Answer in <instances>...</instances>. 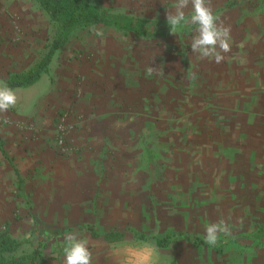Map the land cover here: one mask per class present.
Here are the masks:
<instances>
[{
	"label": "rangeland",
	"instance_id": "rangeland-1",
	"mask_svg": "<svg viewBox=\"0 0 264 264\" xmlns=\"http://www.w3.org/2000/svg\"><path fill=\"white\" fill-rule=\"evenodd\" d=\"M90 1L111 12L148 18H160V13L166 17L175 4V0ZM212 6L224 24L231 26V51L224 54L222 63L191 52L196 26L189 33L177 29L160 38H141L101 26L96 28L102 37L91 29L72 33L55 54L52 74H43L26 90L18 89L24 91L18 95L19 103L33 104L48 92L52 80L56 107L46 128L54 130V153H39L40 158L26 152L17 163L10 160L5 166L6 178L17 179L16 168L21 181L5 184L0 232L7 231L22 242L18 254L37 252L38 264H61L56 259L64 252L65 237L75 233L94 248L91 264H115L125 255L130 264H264V237L256 240L244 235L264 227V89L260 90L264 84V0H212ZM1 32L10 33L15 47H23L26 37L35 33L44 45L37 64L53 45L58 27L33 0H0ZM111 66L130 70L129 77L117 80L116 95L139 96L141 86H148L150 134L142 159L135 136L127 160L83 157L82 148L73 142L74 131L85 118L78 103L96 83L97 73ZM151 67L155 70L150 72ZM129 108L133 113L139 110L134 105ZM65 113L69 144L74 146L67 153L56 137ZM16 125L20 130H37L30 119L19 118ZM28 156L33 158L24 161ZM59 156L67 159V169H62ZM157 156L162 161H156ZM32 159L39 165H29ZM123 174L130 181L122 182L119 176ZM86 199L96 205L123 204L125 209H117L118 214H78L77 206ZM30 206L47 226H78L97 220L104 224L103 233L107 224L116 223L119 230L127 231L126 240L124 245L115 242L114 253L108 255L104 253L107 241L92 238L88 231H56L51 237L35 232ZM221 220L231 229L227 236L235 238L225 243V235L220 234L217 246H223L222 251L211 245L196 246L185 238L169 247L156 244L158 236L172 231L205 235L208 224ZM124 247L132 253L120 251Z\"/></svg>",
	"mask_w": 264,
	"mask_h": 264
},
{
	"label": "crops",
	"instance_id": "crops-1",
	"mask_svg": "<svg viewBox=\"0 0 264 264\" xmlns=\"http://www.w3.org/2000/svg\"><path fill=\"white\" fill-rule=\"evenodd\" d=\"M95 5L101 7L98 4ZM111 13L122 14L115 12H111ZM127 16L133 17L135 19H141L149 23L151 22L161 23L167 21L166 17H164L162 13H160V18L158 17L148 18V17H139L132 15H127ZM115 29L123 32L124 31L131 32L141 38L144 36L142 34H136L131 30H121L117 28ZM177 29L183 31L181 27H178ZM171 33L172 32L168 30L166 35H161V36L153 35L150 37L144 36V38H160V37L168 36ZM10 37L11 36L9 32L0 33V83H6L14 75L25 73L29 71L31 68H33L36 64L35 59L39 58L38 55L41 56L42 54L41 51L44 46L43 44L40 45L39 38L36 36L35 33L29 34L26 37V42L23 47H15L16 44L13 45V43H11L12 41ZM13 37L14 35L12 36V39ZM55 57L56 55L54 56L53 60L55 59ZM39 60H37V62ZM71 69L74 68L71 67ZM129 72L125 66H120L116 68L114 66H111L104 73L103 72L97 73L98 78L96 80V83L92 86L89 92L85 94V96L82 98L80 103H78L79 110L82 111V113H84L85 118H83V120L79 123L78 129L74 131L76 132L74 135L75 138L73 137L72 139L73 142H75L77 145H79L80 148H82L81 154L83 155V157H90V159L92 158L94 160H100L101 158H106V157L111 160H115V158L127 160L131 158V152H132V146L134 144V140L136 138H139L140 149H141L140 158L142 159L143 145L145 150V148H147L149 143V134H150L149 131L150 115H149V105H148L149 96L146 90V88L148 89V86L147 84L144 85L143 88H145V90H143L141 86L142 90L140 88L141 94L139 96H132V97L126 95L118 96L115 94L116 87L117 90L119 91V81L117 80L120 79V77H124V79L126 76L129 77L130 75L127 74ZM51 74L52 73L50 71L49 75ZM52 83L53 82L51 80L50 88L48 92H45L43 95L41 94L40 96L36 97V101L33 104L32 101L28 102L26 105L24 101L22 103H19L18 100L20 96L18 95H24V91H19L18 89L20 88L15 89L14 91L16 92L17 95V103L14 106L10 107L6 113H0V198L5 192L6 183L8 184L14 183L16 180L21 181V176L19 174L20 171L16 168H14V172H16V176H18V178L16 179V177L14 176H13L14 178H6L5 166L9 164L10 160H13L12 161L13 163H17L22 158V156L27 155L26 152H28L29 154L33 152L35 153V155L39 153H49V154H51V152L54 153L52 151L53 149L52 136L54 130L51 131L50 129H46L49 128L51 125V119H52L51 112H53V109L56 108L54 105L55 100L53 99L55 93L51 94V91L53 89ZM260 85H261L260 90L262 91L264 89V84H260ZM127 87L128 86H125L126 89ZM26 89L27 88H25V90ZM122 89L124 88L120 87V91ZM64 103L65 102H62L61 104ZM133 105L135 106V108L138 107L139 109L136 110L137 112L135 113L131 112L129 108L131 107L132 109ZM59 106L60 104H58V107ZM221 111L222 109H219L218 113L220 115H223L224 111L223 112ZM19 118L21 119L24 118L28 120L30 119L35 121L37 125V130L35 131L20 130L16 125L18 124ZM159 120H163V118L160 117ZM6 123H8L9 125H7ZM158 127L161 130H164L162 125L160 126L158 125ZM115 128H121L124 130H119ZM156 135H158V132H156ZM134 136L136 138H133ZM143 142H145V144H143ZM145 155L147 156L145 160H147L148 158L147 151ZM38 157L41 158V155L39 154ZM31 158L30 156H28L27 158L24 159V161H28ZM60 158L63 159L61 156H59V159ZM161 159H159L158 156L156 157V161H162ZM63 160H61V167L62 169H67L68 168L66 163L67 159H63ZM36 161H37L36 159L35 161H33L32 159L31 161H29V165L35 164L36 166H38L39 164ZM105 176L106 175H104V178L108 179L107 176L106 177ZM51 177L56 178L55 176H51ZM119 177L122 182H126L128 179L130 181V176L128 175L123 174L120 175ZM63 179H67V178L65 177ZM20 187L22 188V186ZM91 187L93 189L95 188L93 186ZM108 195H110V193ZM102 204L96 205L92 203V200L86 199L84 200V202H82V204H79L77 206L78 208L77 213L86 214V215L94 212H98V214H103V213L118 214L117 209H123V210L125 209L123 208L124 206L123 204H121L120 206L116 205L117 207L109 204L107 205H105L104 203ZM80 207H83L84 213L82 212ZM29 209H30L29 210L30 214L33 217L32 220L35 225L33 228L34 231L38 233L42 231V233H46V235H49L50 237L54 236V234H56V231H59V233L72 229L78 231H84V232L88 231L89 235L92 238L100 239L102 237L105 241H107V246L104 253H107L108 255L114 253L113 247L116 246V244H114L115 242L118 241L119 243H122L124 245L123 242H125L126 240L125 238L127 231L119 230V228H117L116 223L107 224V227H104L106 231H104L103 233L100 230L103 228L102 225L104 224L97 220L93 222H87L84 224L82 223L79 224L78 226H73L70 224L62 227L56 226L54 224H50V225L48 224L47 226V224H43L40 221V219L36 216L35 209L32 206H30ZM173 232H180V231H172L165 234L164 236L161 237L158 236L156 238V244L158 245L157 240L159 238H163L166 235ZM184 234L188 235L187 233ZM108 235L109 237H107ZM244 235L246 236V238L248 237L246 234ZM244 235L242 234V236ZM188 236H192V235H188ZM185 239L191 240L189 238H185ZM176 241L179 240L176 239L172 241L171 244H173ZM169 246H163V247H169ZM90 250H94V248ZM120 251H122L123 253H132L130 248L128 249L125 247L121 248ZM117 255L118 252H116V257H118ZM64 256L65 254L63 250H61L57 256L58 259L56 260L59 263L61 262V264H64V261L62 263V260H65ZM116 257L114 258L116 259ZM125 258L126 255L124 256V260L121 259L119 262H115V264H130L129 262H125ZM35 264H38L37 261ZM44 264H51V262L48 261L45 262ZM52 264H54V262Z\"/></svg>",
	"mask_w": 264,
	"mask_h": 264
},
{
	"label": "trees",
	"instance_id": "trees-1",
	"mask_svg": "<svg viewBox=\"0 0 264 264\" xmlns=\"http://www.w3.org/2000/svg\"><path fill=\"white\" fill-rule=\"evenodd\" d=\"M46 12L50 20L58 27V35L44 58L39 61L29 71L14 75L6 84L13 90L25 88L37 82L43 74H49L51 63L56 52L69 40L72 33L82 29H92L93 27L106 26L121 30H131L136 34L144 36L166 35L169 29L167 21L156 23L146 22L141 19L124 14H113L105 10L90 0H33ZM194 25L183 26V32L189 33ZM248 237L256 240L264 237V227L260 226L256 231L245 233ZM109 237V235L107 236ZM189 238L196 246H206L205 235L188 236L182 232H173L157 240L159 246H169L172 241ZM228 243L235 238L224 236ZM213 246L217 251H222L223 246ZM22 242L13 238L7 231L0 232V264H35L38 253L18 254Z\"/></svg>",
	"mask_w": 264,
	"mask_h": 264
},
{
	"label": "clouds",
	"instance_id": "clouds-1",
	"mask_svg": "<svg viewBox=\"0 0 264 264\" xmlns=\"http://www.w3.org/2000/svg\"><path fill=\"white\" fill-rule=\"evenodd\" d=\"M191 8V14L188 9ZM166 20L170 32H176L178 27L186 25L196 26L192 36L191 52L198 54L201 59L210 58L214 63H222L225 55L231 51V26L215 14L212 0H175L174 7L166 13ZM96 36L102 37L103 32L93 27ZM155 68H149L154 71ZM17 103L16 92L6 83H0V113H6ZM220 234H231L229 225L221 220L208 224L205 228V243L215 245ZM64 247L65 264H91L92 252L86 238H79L75 233L66 235Z\"/></svg>",
	"mask_w": 264,
	"mask_h": 264
},
{
	"label": "built area",
	"instance_id": "built-area-1",
	"mask_svg": "<svg viewBox=\"0 0 264 264\" xmlns=\"http://www.w3.org/2000/svg\"><path fill=\"white\" fill-rule=\"evenodd\" d=\"M68 117L67 113L63 114L56 127V137H57V143L61 150L65 153H67L70 150L74 149V146H71L69 144V127H68Z\"/></svg>",
	"mask_w": 264,
	"mask_h": 264
}]
</instances>
